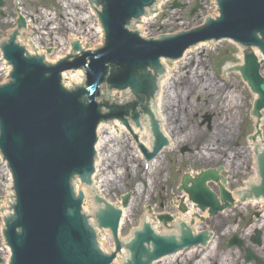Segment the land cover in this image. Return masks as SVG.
<instances>
[{
    "label": "water",
    "instance_id": "water-1",
    "mask_svg": "<svg viewBox=\"0 0 264 264\" xmlns=\"http://www.w3.org/2000/svg\"><path fill=\"white\" fill-rule=\"evenodd\" d=\"M157 1L88 0L104 30L105 41L97 47V51L91 52L88 49L89 53H83L81 57H75L71 61H60L56 66H46L43 54L39 57L44 63L41 59L26 58L24 49L20 47L22 44L18 41L21 36L19 30L13 31L8 41L3 42L2 47L9 42L13 43L3 48L5 59L13 65L11 73L13 82L0 87V150L13 172L17 192L14 218L10 209L14 204L12 173L0 151V231L4 230L2 220L10 221L14 218L13 222L6 224L5 232L8 244L12 248L11 264H122L123 260L128 258V253L129 258L123 264H153L186 248L207 246L212 234L207 230L194 235L191 227L186 223H180L178 236H160L154 232V227L145 217L143 230L136 231L132 241L124 244V249L128 253L123 249L121 252L122 244L119 242L120 234L117 241V228L120 217L122 222L124 212L131 206L133 193L130 195L132 199L128 206L129 195L121 197L122 206H127L121 209L122 216L121 210L108 204L106 199L95 197L96 204L102 205L95 215L98 228L112 232L116 241L115 250L121 252L111 263L114 254L106 256L94 250L91 232L85 221L92 227L94 241L99 251L105 252L103 242L92 225V213L85 214L86 196L84 192L80 194L76 190L77 187L84 185L89 190L95 188L93 176L97 174V163L100 159L98 144L101 139L98 132L103 126L108 125L110 128L112 123L124 124L127 132L134 138L137 136L135 140L141 143L138 148L147 163L169 145L170 142L168 143L166 139L168 136L163 132L166 122L159 118L157 104L163 92L161 83L166 81L168 76V68L162 66V62L169 60L164 61L161 58L176 60L169 61V68L174 69L173 64L183 62L192 49L197 54L200 46L210 45V48H215L214 42L208 41L217 42L221 39H231L248 50L256 48L264 55V0H215L220 13L216 20L207 18L218 16L213 0H162L156 4L159 13L155 12L154 8ZM200 4L202 8L199 7ZM2 6L3 2L0 0V7ZM149 14L153 15L143 17ZM142 17L139 24L133 22V20L138 22ZM17 22L20 28L25 27L22 18ZM130 24V29H137L142 37L162 36L142 39L137 32L132 33L128 30ZM188 29L191 30L186 31ZM75 41L72 43L73 51L83 50L82 40ZM5 63L7 65V62ZM261 65L262 62L258 63L255 54L245 53L244 64L228 71L240 74L251 92L258 96L252 110V117L258 119L264 110V77L260 75ZM78 68H84L86 72V89L69 93L62 84L71 91L84 87V72ZM71 69L76 70L61 75V72ZM104 84L112 91H104L102 87L103 95L100 97V86ZM125 91H129L136 99L131 108L136 126L132 122H128V125L126 120L122 119L124 113L110 107L115 104L124 106L126 101L131 100ZM98 97L104 104L102 113L110 112L111 109L110 115L106 117L118 118L122 123L113 118L111 121L100 122L104 118L98 111L99 105L96 103ZM152 101L154 103L150 108ZM137 106L144 114H140L139 118H143L140 121L135 111ZM211 118L209 115L204 117L209 124ZM97 124L99 126L96 131ZM255 128V134L249 138L252 141L257 137L261 138L260 128L258 126ZM95 131L98 135L97 142ZM94 144L97 160L93 171ZM142 144L148 150L152 144L151 151L149 152ZM263 148L264 144H259L255 148L260 182L252 183L254 185L244 192L240 200L244 205L255 204L264 199ZM171 150L170 144L169 151ZM163 151L160 156L163 155ZM187 151L188 147L181 149V153ZM221 171L222 168L204 170L193 179L185 175L178 192L188 195L194 210L200 213L207 210L210 216H214L219 211L230 209L234 206V200L232 194L224 188L226 181L219 175ZM89 173L92 174L84 178ZM76 174L85 179L84 181L76 179L72 184L74 195L84 201L82 211L85 221L82 220L80 213L82 201L73 198L69 187L71 178ZM218 181L223 184H219L223 206H220L217 195L213 194L206 184ZM98 195L101 196L100 193L95 194ZM180 210L182 213L186 212V206L183 205ZM194 216L204 222L203 217L198 214ZM157 218L163 224L173 220L168 215ZM190 224L193 225L194 222ZM17 229L19 233L16 232ZM99 231L103 234L108 232ZM1 239L2 237L0 250L2 246L3 249L0 255L4 254V259L8 260L10 249L2 244ZM177 255L165 259H172Z\"/></svg>",
    "mask_w": 264,
    "mask_h": 264
},
{
    "label": "rangeland",
    "instance_id": "rangeland-1",
    "mask_svg": "<svg viewBox=\"0 0 264 264\" xmlns=\"http://www.w3.org/2000/svg\"><path fill=\"white\" fill-rule=\"evenodd\" d=\"M5 5L0 8V42L6 39L8 32L15 28L18 19L19 8L21 12L28 16L29 23L38 13L42 15L41 29L37 32V24L30 23L33 33L22 30L21 42L27 45L28 40H36L39 42L41 49H44L46 55H54V53H63L67 39L70 35L85 36L83 31L75 30L77 23H73L70 18L73 12L86 14L87 9L74 3H67L65 0H3ZM81 5V6H80ZM91 9V8H90ZM50 14V16H47ZM94 16V15H93ZM69 19V20H68ZM71 19V20H70ZM92 23L97 19L92 17ZM89 22L86 21L84 28H90ZM89 31L92 32V29ZM41 32L44 34H41ZM92 34V33H91ZM40 38V40L38 39ZM97 43V38H92ZM93 43V44H94ZM215 48L205 50L195 54L190 59L188 68L194 69L189 76L191 81L189 84H177L172 92H170L169 100L173 103L174 113L170 115L169 125V142L172 144V150L169 148L163 151V155L152 163L145 165L142 156L139 159L133 158L132 153L138 152L136 144L132 136L121 138L117 143L108 144L114 152H108V156L115 159L117 166L112 163L109 166L106 175H99L105 179L109 174L115 179L109 191L104 193L106 199L112 204L120 203L121 196L133 193L132 211L130 218L127 219L128 224L122 230H119L120 238L127 237L131 234L132 229L141 225L142 217L145 212L154 213V215L164 213L171 216L176 213V193L177 185L183 173H197L204 169L224 168V176L231 183L229 189L233 192L241 188L248 179L257 176L253 171L252 150L250 149V140L248 139L255 132V118L251 116L252 105L257 96L252 94L246 82L243 81L239 74L228 73L234 67L241 65L243 56L242 49L236 47L231 41L214 43ZM25 48V47H24ZM70 52L72 53L70 48ZM30 54L35 55L30 51ZM51 64V63H48ZM185 69V76L189 70ZM195 71L198 72L194 76ZM0 84H4L7 80L1 76ZM190 75V74H189ZM264 75V69L262 72ZM193 76V77H192ZM179 93V102L174 100L176 91ZM232 99H236L237 106L234 107ZM190 107L189 111H178V104ZM170 113V112H169ZM212 117L211 130L201 128L203 116ZM230 117L233 118L230 119ZM262 117V139H264V111ZM180 127V136L171 131L173 128ZM125 128V127H124ZM177 130V129H176ZM176 142V146L175 143ZM226 143V144H225ZM264 144V142H263ZM188 147L190 150L181 153V149ZM112 150V151H113ZM103 155V153H101ZM256 162V161H255ZM102 165V164H101ZM103 167V166H102ZM256 168V167H255ZM230 170L234 171L231 172ZM105 171V170H104ZM238 178V182H237ZM94 206V204H93ZM264 210L257 206L240 207L237 204L235 209L227 211L228 220L226 227L218 229L210 228L215 234L228 233L230 235L238 231H245L241 224V214H244L245 220L249 221L252 217L253 222L258 219L253 217ZM241 213V214H240ZM262 216V214H261ZM156 221L157 218L153 217ZM216 218H214V221ZM159 223V222H158ZM163 226L161 223H159ZM164 227V226H163ZM264 229V223L260 226ZM259 229V230H260ZM247 231V230H246ZM110 233V232H108ZM227 234H224L226 236ZM223 236V237H224ZM223 243L218 240L216 244ZM215 246V243H214ZM108 245H105V250ZM213 254V253H212ZM211 254V255H212ZM216 255L214 251L213 256ZM194 254L182 261L181 253L171 259L172 264H194ZM230 261L224 251H219L214 261L219 263ZM184 259V258H183ZM170 260L165 259L159 264H169ZM199 263L208 264L202 260Z\"/></svg>",
    "mask_w": 264,
    "mask_h": 264
},
{
    "label": "bare ground",
    "instance_id": "bare-ground-1",
    "mask_svg": "<svg viewBox=\"0 0 264 264\" xmlns=\"http://www.w3.org/2000/svg\"><path fill=\"white\" fill-rule=\"evenodd\" d=\"M65 1H68L67 3H74L76 5H79V3H80L82 5V6L80 5L81 7L87 9L86 14L88 15V17H86L85 15L81 14L80 12L77 13V14H76V12H73L74 15H71V17H70L72 19L73 23L75 22V23L79 24V26H75V28H76L75 30H77L79 32L83 31L84 33H86L85 36L70 35L69 38L66 40L67 42L64 43V45H65L64 51L65 52H63V53H54V55H51V54L46 55L44 53V51H43L44 49H41V47L38 45L39 42L37 41V39L36 40H34V39L33 40H28L27 44L30 45L28 47V49H27V45H25V43H24V45L21 43L22 46L25 47V50L27 51V53H30V51H32V53L35 54L37 57H39L40 54H43L44 58L46 60V63L56 64L58 61H60V59H65V58L71 56L70 44L73 41H75V40H79V39L82 40L83 50L84 51H88V49H89V51H91V52L95 51L97 49V47L99 45H101L102 42L105 41L104 34H103V29L100 28L99 22L97 20L94 21L93 23L91 22L93 20L92 17L95 18V16H93L94 12L92 11V9L89 8L87 0H65ZM16 10L18 11V15L22 16L23 19L25 20V22H27V29L25 30V32H28L30 34L33 33L32 32V28L30 26V23L37 24V28L35 30L37 32H39V30L41 29V24H43L42 23V20H43L42 19L43 18L42 15H40L38 13V15L35 18H33L32 20H30L31 22L29 23L28 16L25 17L23 12H21L19 8H17ZM47 16H50V14H47ZM86 21L89 22V24L91 25L89 29H85L84 28ZM90 29H92V32L89 31ZM16 30H18L17 27L13 28L10 32H8L9 34L6 37V39H4L3 41L0 42V48H2L3 42L8 41L10 36L13 34V31H16ZM19 31H20L21 36H22L23 35L22 30H19ZM41 34H43V33L41 32ZM21 36H20V38L18 40L19 43L22 41L21 40ZM94 37L97 38V43H94V41L92 40V38H94ZM38 39L40 40V38H38ZM209 49H211L210 45H208V46H200L197 54L199 52H204L205 50L209 51ZM195 54L196 53H195L194 49H192L191 52L187 53V55L185 56L186 58H185V60L183 62L177 63V64H173V68L174 69L169 68V62L168 61L167 62H162V66H164L165 68H168V76H167V80L163 81L161 83V89L163 90V92H162L161 96L158 98L157 104H158L159 118H162L163 121L166 122V125L163 127V132H165V134L168 136V138H169V132H170V128H169L170 125H169L168 121L170 120V115L174 113L173 106H172L173 103H171L170 100H169V97H170V94H171L170 92H172L174 90V88H176L175 86L178 83L184 85L186 83L189 84L191 82L189 80L190 79L189 76H191V73L194 71V69L193 68L192 69L188 68V64L190 62V59L195 57L194 56ZM241 55L245 56L244 51L241 52ZM239 66H241V65H239ZM187 68L189 70V73L185 76V71L184 70L187 69ZM9 70H10V66L6 65L5 60L3 59L2 55L0 54V72H3V74L1 75L3 77V79H5V77H8L7 73H8ZM197 74H198V72L195 71L194 76H197ZM180 92H181V90L176 91V96L174 97V100L176 102H179L178 98H179V95H180L179 93ZM232 101H233L232 104L234 105V107L237 106L238 102L236 101V99H232ZM183 105H184V103H182V105H180V103H179L178 106H176L175 109L178 110V111H189L190 107H186V104H185V106H183ZM230 119H232V121H233L232 117H230ZM112 124L113 125L110 128H108V125L99 128L98 135H100V139L101 140H100V142L98 144V154H99L100 159H98V163H97V174L95 176H93L94 185H95V188H93L94 190H89L85 185L76 188V190H78L80 194L82 192H84V194L86 196L87 202H86V204L84 206L85 214L92 213V215L94 216V214L96 212V210H95L96 207L93 206V200H92L93 197L95 196V194L100 193L101 197L103 199H106L104 193L106 191H109L110 188H108V187H112V185L115 183V179H118V178H113L112 175H110V174L108 176H106L105 179L99 177V175H101V174L104 175V176L106 175V172H107L109 166L112 165V163H114L115 166L118 165L115 162V159L117 158V155H116V158H113L112 156H108V152L109 151L110 152H114L115 151L108 144L109 143L110 144L117 143V141H120L121 138L123 139L124 137L127 138V140L129 139V141H131L130 140L131 136L133 138V135L130 132L126 131V129L124 128L123 124H119V123H112ZM255 125L258 126V128H261L262 119L255 118ZM180 130H181V128L178 127V128H173L171 131L175 132L176 136H180V133H184V131H180ZM261 132H262V128H261ZM263 141H264V139H262V137H261L260 139L256 138L255 141L250 142V149L252 150V159L253 160H254V157H255L254 154L256 153L255 148L258 147L259 144H262ZM174 143H175V146H176V142H174ZM101 153H103V155ZM132 156H133V158L137 157L139 159V157L141 155H139L138 152L137 153L133 152ZM255 167H256V163H255V160H254L252 169H253V171L256 174ZM230 171L234 172L232 170H230ZM188 174L191 176V178L194 177V173H188ZM257 181H258V175L256 177L252 178V179H248L247 180L248 183H247L246 187L245 186L243 187V189H247V186L249 184L257 183ZM209 186H210L211 189H213V186H215V185L214 184H210ZM224 188L225 189H227V188L229 189V183L226 182V184L224 185ZM239 192L240 191H238V193ZM238 196H239L238 194L237 195L233 194L235 203L238 201ZM108 202H110V201H108ZM178 202H180L182 206L183 205L186 206V212L184 214L174 215L173 221L169 222L167 225H164V227L161 226L158 223V221H156L153 218V217H155L154 213H148V212L144 213V215L142 217L141 225L145 222V219L147 218V222H150L152 224V226L154 227L156 233H158L160 235H164V234H166V235L174 234L175 235L178 232L177 225H178V223L180 221L189 222V221L193 220L194 223L197 222L198 220L196 218H194L196 210H194V207L187 201V197L185 195L184 196L183 195H179L178 198H177V203ZM240 204H241L240 206L242 208L247 207L248 205L253 206V207L259 205V207H262L263 210H264V200L263 199H262L261 202H258V203H255V204H248V205H244V203H240ZM113 205H114V207H116L118 209H123L122 206H121V203H115ZM128 209L129 210L125 211L124 215L122 217L123 220H122L121 226H120V230L121 231H123L122 227L125 228L126 224H128L127 219L130 218V214H131V211H132V202H131V206ZM227 211L224 212V213L227 214ZM206 215H207V213L203 214L204 218L206 217ZM91 222H92V225H94L96 231L99 234V239L101 240V242H103L104 251L107 254H109L113 250V246H114L113 239L111 238V236H110V234L108 232H106V234H103L102 231H99L96 228V224H95V221L93 219L91 220ZM262 223H264V212H263V215L259 218V220H257L256 222L253 223V226H251L249 228V230L259 229V227L262 225ZM141 225L139 227H136V228L132 229L131 234L128 235L127 237L120 238V241H123V242L131 241L133 233L135 231L141 230ZM197 227L198 226H196V228ZM196 230L204 231V229H196ZM105 245H108V249H106V250H105ZM192 253H194V252L186 253L184 259L187 256L189 257ZM169 260H170L169 264H172L173 262H171V259H169ZM198 264H203V263H198ZM219 264H229V262L227 260H225L224 262L222 261Z\"/></svg>",
    "mask_w": 264,
    "mask_h": 264
},
{
    "label": "flooded vegetation",
    "instance_id": "flooded-vegetation-1",
    "mask_svg": "<svg viewBox=\"0 0 264 264\" xmlns=\"http://www.w3.org/2000/svg\"><path fill=\"white\" fill-rule=\"evenodd\" d=\"M202 127L203 125L201 126V128ZM210 128L211 126L209 128L206 127V130L212 131ZM182 176L179 179V183L176 184L177 188L181 182ZM237 182H238V178H237ZM245 183L246 182H244V184ZM213 190L214 192H218V185L215 184V186H213ZM239 190L240 188H238V191ZM260 216H261V213H258L257 215H254L253 217H255L256 219H259ZM226 217L227 215L225 213H219L215 217L216 218L215 221H214V218H211L206 221V224L210 228H214V229H218L220 227L225 228L227 226L226 223L228 221ZM252 219L253 218L250 217L249 221L244 222L245 216L244 214H241V224L243 225L245 231L242 230L236 233L238 240L236 241L237 243L233 247L228 246L231 238L233 237V235H230V232L213 234L214 240L216 241L220 240L223 243L222 245H220L219 243L216 244V255L218 254L219 251L221 250L224 251L226 254V257H228V259L230 260L229 264H257L255 261V258L249 263L246 262V260L250 256L259 257L264 262V229L246 231L249 229V226L252 225L253 223ZM218 222L219 224H217ZM215 223L220 227L215 226ZM218 232H221L220 229H218ZM224 234H227V235L224 236ZM216 255H214V258H216ZM199 257L200 256L198 255L193 257L195 259V262H197V260L200 259ZM182 261H184L183 263L186 262L185 259H183V257H182ZM219 263L215 261L212 262V264H219Z\"/></svg>",
    "mask_w": 264,
    "mask_h": 264
}]
</instances>
